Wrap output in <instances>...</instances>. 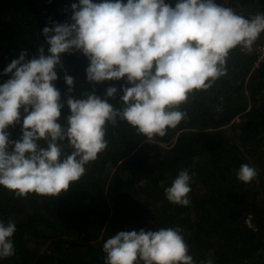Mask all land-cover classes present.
I'll return each mask as SVG.
<instances>
[{"label":"trees","instance_id":"16d2710c","mask_svg":"<svg viewBox=\"0 0 264 264\" xmlns=\"http://www.w3.org/2000/svg\"><path fill=\"white\" fill-rule=\"evenodd\" d=\"M177 2L165 0L172 7ZM215 2L246 18L264 13V0ZM72 4L79 0H0V85L11 78L4 70L21 51L31 59L44 45L47 54L43 28L71 23ZM261 44L264 33L251 51L231 50L226 75L189 97L181 107L188 118L166 136L146 141L127 122L109 124L108 147L66 193L19 198L0 186V221L16 225L15 255L0 264H104L108 238L170 227L182 230L195 264H264V56L256 52ZM89 63L82 52L65 53L63 67L55 69L53 83L65 104L62 124L70 115L65 75L74 78L72 94L78 98L85 92L104 98L108 87H116L109 101L115 107H122V88L131 87L126 77L88 82ZM22 126L21 110L20 123L6 129L10 141L21 139ZM62 147L71 154L66 141ZM242 164L258 171L249 184L236 177ZM182 169L193 176L188 206L164 195Z\"/></svg>","mask_w":264,"mask_h":264},{"label":"clouds","instance_id":"9594fccd","mask_svg":"<svg viewBox=\"0 0 264 264\" xmlns=\"http://www.w3.org/2000/svg\"><path fill=\"white\" fill-rule=\"evenodd\" d=\"M71 7V23L43 28L47 54L44 45L31 59L21 51L4 70L12 76L0 85V186L19 198L66 193L108 147L109 124L127 122L146 141L166 136L188 118L181 107L189 97L226 75L230 51H251L264 33V13L246 18L215 0H178L175 7L165 0H79ZM75 52L90 62L88 82L126 77L131 87L122 88V107H115L109 101L116 87H108L104 98L94 92L78 98L72 94L74 78L65 75L70 115L62 124L65 104L53 83L55 69L63 67V54ZM21 110L22 137L10 141L6 129L20 123ZM65 141L71 154L63 152ZM257 176L249 164L236 174L245 184ZM191 182L189 171L180 170L164 189L166 199L188 206ZM15 232L13 221H0V259L15 255ZM103 252L104 264H195L178 227L121 231L106 240Z\"/></svg>","mask_w":264,"mask_h":264},{"label":"built area","instance_id":"2783aa9c","mask_svg":"<svg viewBox=\"0 0 264 264\" xmlns=\"http://www.w3.org/2000/svg\"><path fill=\"white\" fill-rule=\"evenodd\" d=\"M256 52H257L259 58H262L264 56V44L258 45L256 47Z\"/></svg>","mask_w":264,"mask_h":264}]
</instances>
